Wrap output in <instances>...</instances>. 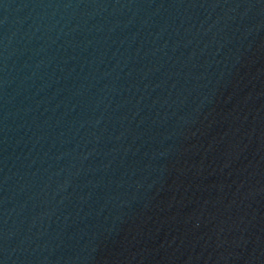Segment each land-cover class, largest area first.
<instances>
[{
	"label": "water",
	"instance_id": "obj_1",
	"mask_svg": "<svg viewBox=\"0 0 264 264\" xmlns=\"http://www.w3.org/2000/svg\"><path fill=\"white\" fill-rule=\"evenodd\" d=\"M0 264H264V0H0Z\"/></svg>",
	"mask_w": 264,
	"mask_h": 264
}]
</instances>
